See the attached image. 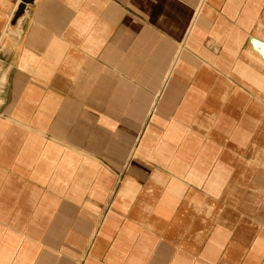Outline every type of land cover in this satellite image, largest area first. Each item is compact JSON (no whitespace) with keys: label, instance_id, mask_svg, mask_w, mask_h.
I'll return each instance as SVG.
<instances>
[{"label":"crops","instance_id":"0c3cea01","mask_svg":"<svg viewBox=\"0 0 264 264\" xmlns=\"http://www.w3.org/2000/svg\"><path fill=\"white\" fill-rule=\"evenodd\" d=\"M0 264H264V0H0Z\"/></svg>","mask_w":264,"mask_h":264}]
</instances>
